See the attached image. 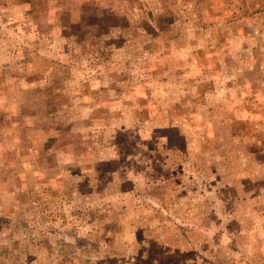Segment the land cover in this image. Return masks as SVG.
I'll return each instance as SVG.
<instances>
[{"label":"rangeland","instance_id":"1","mask_svg":"<svg viewBox=\"0 0 264 264\" xmlns=\"http://www.w3.org/2000/svg\"><path fill=\"white\" fill-rule=\"evenodd\" d=\"M0 264H264V0H0Z\"/></svg>","mask_w":264,"mask_h":264}]
</instances>
